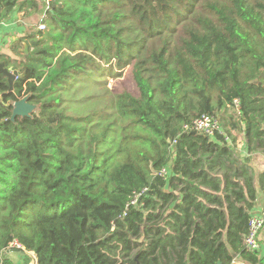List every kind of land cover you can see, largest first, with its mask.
I'll use <instances>...</instances> for the list:
<instances>
[{
  "label": "trees",
  "instance_id": "1",
  "mask_svg": "<svg viewBox=\"0 0 264 264\" xmlns=\"http://www.w3.org/2000/svg\"><path fill=\"white\" fill-rule=\"evenodd\" d=\"M15 12L38 27L0 53V264H264V0H0ZM205 115L222 133L186 130Z\"/></svg>",
  "mask_w": 264,
  "mask_h": 264
},
{
  "label": "crops",
  "instance_id": "2",
  "mask_svg": "<svg viewBox=\"0 0 264 264\" xmlns=\"http://www.w3.org/2000/svg\"><path fill=\"white\" fill-rule=\"evenodd\" d=\"M38 27V25L29 18H24L22 13L15 12L12 18L4 25H0V53L14 58V55L10 51L11 44L30 33L33 27ZM245 147V141L243 136L238 137V150L242 152ZM263 156L260 154H255L253 156V164L255 161ZM264 170V164L262 165V172ZM256 188L258 190V199L256 203V208L254 213L259 215H264V193L261 191L259 183H256ZM260 244L261 251L259 252L262 257H264V229L260 234ZM34 256L35 264H37L36 257L33 253L27 254V256ZM234 264H247L242 259H236Z\"/></svg>",
  "mask_w": 264,
  "mask_h": 264
},
{
  "label": "built area",
  "instance_id": "3",
  "mask_svg": "<svg viewBox=\"0 0 264 264\" xmlns=\"http://www.w3.org/2000/svg\"><path fill=\"white\" fill-rule=\"evenodd\" d=\"M46 1L49 3L51 0ZM7 22L1 23L0 25H5ZM39 29L45 30L46 26L42 24L39 26ZM186 130L200 133L207 137H214L217 133H222L223 128L218 118L205 115L195 120L191 126L186 127ZM161 175L166 176L167 170H163ZM263 229L264 215L253 212L249 225V233L245 239V247L248 251L257 253L261 251L260 234ZM13 247L18 250H23V247L18 243H14Z\"/></svg>",
  "mask_w": 264,
  "mask_h": 264
},
{
  "label": "water",
  "instance_id": "4",
  "mask_svg": "<svg viewBox=\"0 0 264 264\" xmlns=\"http://www.w3.org/2000/svg\"><path fill=\"white\" fill-rule=\"evenodd\" d=\"M25 51L27 53V48H25ZM0 74L7 78L10 86L9 93H13L14 84L19 76V72L14 68L9 70L8 68H6L5 63H0ZM37 110L38 106L31 104L29 102V97L25 96L13 104L12 120L14 121L17 117L32 118Z\"/></svg>",
  "mask_w": 264,
  "mask_h": 264
},
{
  "label": "rangeland",
  "instance_id": "5",
  "mask_svg": "<svg viewBox=\"0 0 264 264\" xmlns=\"http://www.w3.org/2000/svg\"><path fill=\"white\" fill-rule=\"evenodd\" d=\"M124 77L122 79H115V80H110L107 83V88L109 89H113L118 83H120L121 81H123ZM94 93L93 90H89L87 92H85V95H92ZM229 130V129H228ZM228 133V132H227ZM240 133L238 131H235L232 133V135H239ZM255 171L257 174L260 173V171L262 170V165L264 164V156L262 158H259L258 160L255 161ZM15 260L17 261V263L19 264H35V260H34V256H20L19 257H15Z\"/></svg>",
  "mask_w": 264,
  "mask_h": 264
}]
</instances>
